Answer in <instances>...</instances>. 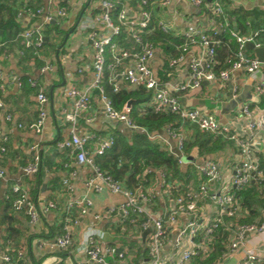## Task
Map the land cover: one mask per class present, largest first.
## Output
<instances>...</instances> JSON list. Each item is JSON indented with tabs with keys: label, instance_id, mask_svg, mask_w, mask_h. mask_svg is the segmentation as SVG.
Instances as JSON below:
<instances>
[{
	"label": "built area",
	"instance_id": "2783aa9c",
	"mask_svg": "<svg viewBox=\"0 0 264 264\" xmlns=\"http://www.w3.org/2000/svg\"><path fill=\"white\" fill-rule=\"evenodd\" d=\"M118 1L99 0L101 12L80 27L93 45V78L84 88L75 85L69 87L66 96L70 107L64 108L61 118L69 128L70 138L60 142L59 146L74 150L76 163L88 167L91 176L85 181L84 197L65 204L64 221L68 226H77L80 217L92 214L94 202L90 194L108 190L120 196L122 202L118 207H110L105 216L117 215L123 222H129L132 234L145 245L143 252L146 254L136 255V250L129 246L105 242L94 235L89 236L86 242L82 240L80 245L84 247L81 252H76L67 225L62 235L40 239L38 248L43 252L66 256L64 260H56L55 264H73L74 256H79L77 264H194L207 260L208 264H224L238 253L242 254L238 264H264V249L249 243L251 237L264 234V206L261 215L251 220V213L242 202V193L254 184L264 199V160L260 159L258 148L260 137L264 135V113L256 116L252 109V104L259 103L264 97V63L247 47L248 44H254L255 48L264 47V26L246 35L240 34L233 27L225 0H189L197 9L208 8L215 26L207 31L187 23L178 35H174L178 29L172 19L173 14L167 15L172 0H137V18L130 17ZM49 6L48 12L43 8H24V14L33 19L46 14L42 23L25 29L19 35L23 47L18 59L29 56L42 58L46 47V29L68 17L69 10L64 0H49ZM157 8L162 11L156 15L154 9ZM246 26L252 28L251 21H247ZM158 30L181 40L176 46L177 55L168 59L167 70L172 74L187 66L188 76L184 82L163 81L154 74L150 63L161 49L160 44L150 40V36ZM123 34L132 43V49L121 46ZM232 43L236 46L234 52L225 58L223 63L226 67L218 70L223 64L218 60V51ZM190 53L193 57L188 59ZM17 58L5 56L1 62L12 63ZM41 71L52 73L55 67L48 63ZM83 71L84 68L79 69L80 73ZM238 72L252 82V98L240 106V119L233 117L221 123L202 109H187L179 102V93L199 91L205 83H216L220 89H224L231 80L230 97L237 100L245 86L234 80ZM2 78L0 65V81ZM106 79L114 92L122 89L123 82L129 88L146 89L151 99L145 105L144 112L152 110L177 117L166 125L164 132L174 140L179 153L174 152L167 137L160 133L150 135L142 128L150 139L160 142L162 149L177 160L181 170L177 177L173 176L172 171L160 170L159 192L147 185L128 186L114 179L97 164L96 157L104 156L118 146V134L100 137L92 132L78 133L80 120L91 110L95 98L111 120L125 124L131 130L140 129L132 118V106L127 103L121 109L115 108L105 89ZM12 82L18 88L24 86L16 76ZM28 84L39 92L38 118L30 129L41 133L46 126L49 98L35 80L29 79ZM242 119L245 128L241 133ZM92 120L91 116L86 118L87 122ZM188 125L234 144L237 161L229 175L225 174L220 160L194 156L191 150L188 151ZM7 142L8 137L0 130V155L7 152ZM92 144H96L94 151ZM32 150L35 152L33 160L23 167V172L28 175L39 174L43 168L39 146H33ZM186 157H192L194 161L187 162ZM146 173L150 175L156 170L148 169ZM4 178L5 172L0 169V180ZM64 185H69V182L65 180ZM9 197L14 212L25 213L33 224L40 221L41 210L25 189L15 185ZM161 204L163 209L160 208ZM47 209L57 210L58 203L50 202ZM102 218L100 214L94 215L97 221ZM213 255L216 256L211 260ZM0 264H33L28 246L1 236Z\"/></svg>",
	"mask_w": 264,
	"mask_h": 264
},
{
	"label": "crops",
	"instance_id": "0c3cea01",
	"mask_svg": "<svg viewBox=\"0 0 264 264\" xmlns=\"http://www.w3.org/2000/svg\"><path fill=\"white\" fill-rule=\"evenodd\" d=\"M64 2L69 10V15L58 25H51L46 29V47L42 52V58L29 56L25 59H18L19 52L23 47V40L19 36L10 46L7 43L3 45L9 46L8 53L0 54V65L3 73L2 81H0V101L3 104V107L0 108V130L8 137L7 152L0 155V169L5 172V178L0 180V223L5 216L13 217L15 227L21 232L20 244L28 246L30 256L37 261H41V264H55L58 260L66 258L64 254L43 252L37 246V242L42 238L51 239L62 235L65 232L64 226L66 225L69 233L73 236V250L75 249L76 252L82 251L84 246L80 243L82 240L87 241L83 237L87 231H105L113 238L112 242L129 246L136 250V255L142 254L145 256L146 253L143 251L146 247L132 234L131 224L123 222L120 216L117 215L105 216L110 207H118L122 202L120 196L113 195L108 190L90 194L94 202L92 214L80 217L77 226H68L64 221L65 204L69 200L75 201L84 197L86 193L85 181L91 176V171L88 167L76 163V152L74 150L59 146L60 142L70 138L69 128L61 116L64 108L70 107L66 96L69 87L75 85L84 88L92 82L93 45L87 39V34L80 30V27L82 23L92 20L101 12L99 0H64ZM118 2L119 6L124 8L130 17L137 18V0H119ZM225 2L227 12L243 9L253 13L248 21L259 28L264 26V0H225ZM25 7L43 8L45 12L50 9L49 0H17L15 5L17 10L16 20L22 32L39 22L42 23L46 14L44 13L38 19H33L24 14ZM154 11L157 15L162 10L157 8ZM257 13L262 14V16L255 19ZM169 14H173L172 19L178 29L177 32H174V35H178L187 23L200 26L207 31L215 26L214 18L207 11V8L197 9L189 0H172L167 15ZM235 28L237 29V27ZM248 29L247 34L258 28L248 27ZM174 35L172 34L171 38H178ZM67 36L68 39L65 42ZM64 42L65 45L62 47ZM171 45L173 46V43ZM125 48L132 49V43ZM160 49L161 52L150 63L154 74L163 81L184 82L188 76L187 66L171 74L167 70V63L168 59L174 57V55L166 52L162 44H160ZM176 49L177 47H174V52L177 55ZM249 52L254 54L251 50ZM5 56L17 59L12 63L1 62L3 60L1 58ZM191 57H193L192 53L188 55V59ZM48 63L54 65V72L41 71L43 66ZM80 68H84L83 73L79 72ZM14 76L24 83L23 88H18L12 82ZM235 76V81L240 85H245L242 95L238 98L239 100H232L230 97L231 80L224 89H220L216 83H205L199 91L179 93V102L187 109L200 108L205 113L216 117L221 123H226L233 117L240 119V106L252 98V82L242 72H238ZM29 79L35 80L39 88L43 89L49 98L46 126L41 133H36L30 129V126L38 118L37 95L39 92L38 89L29 86ZM123 88L135 89L129 88L125 85V82L122 84ZM145 105L147 103L142 104L140 107L142 115L145 113ZM252 109L256 116L264 113L261 101L252 104ZM89 116L93 118L91 122L86 121ZM240 128V132L245 128L243 119ZM188 129L191 141L193 129L190 125H188ZM88 132L100 137L116 133L120 141H124L123 143L132 147V151L144 150V148L136 146L133 141L135 134L144 133V130L142 128L131 130L125 124L111 120L96 98L93 100L91 110L84 114L78 127L80 135ZM158 143L160 144V142ZM36 145L39 146L43 168L39 174L28 175L23 172V167L33 160L35 152L32 147ZM52 145L60 150L57 153L53 152ZM91 148L94 151L96 144H92ZM258 148L260 159L264 160L263 134L258 142ZM190 152L194 156L201 155L197 147L192 148ZM203 157L220 160L226 175H229L237 161L236 148L232 142L226 144L223 150ZM185 169H188V167ZM159 171L156 170V173L150 175L145 172L144 175L138 177L139 180L135 183L136 185H133L135 187L147 185L159 192ZM65 180L69 182V185H64ZM15 185L25 189L40 208L41 219L38 223H31L25 213L13 211L9 196L11 195V188ZM50 202L58 203V209L48 210L47 205ZM160 206L163 209V205ZM95 214H100L103 218L97 221L94 219ZM3 235L7 236L6 226L0 228V237ZM249 243L256 248L264 249V234L251 237ZM78 257L74 256L73 264L78 263ZM241 259L242 254L238 253L230 257L224 264H238Z\"/></svg>",
	"mask_w": 264,
	"mask_h": 264
},
{
	"label": "trees",
	"instance_id": "16d2710c",
	"mask_svg": "<svg viewBox=\"0 0 264 264\" xmlns=\"http://www.w3.org/2000/svg\"><path fill=\"white\" fill-rule=\"evenodd\" d=\"M17 0H0V54L8 53V47L14 43L22 32L19 23L16 20L17 10L15 9ZM206 9V7H204ZM209 12V9L207 8ZM117 13V12H116ZM233 27H237L240 34L248 33L246 22L253 16L243 9L228 11ZM258 19L262 16L260 13L255 15ZM264 20V13H263ZM252 23V22H251ZM51 27V26H49ZM253 28H259L252 24ZM121 46L127 47L130 42L126 34L120 38ZM150 40L156 44H162L163 49L168 53L174 52V47L181 43L178 38H171V36L164 35L161 31H155L154 35L150 36ZM227 39H225L226 41ZM7 43L9 46H3ZM173 43V46L171 45ZM235 44L223 46L218 51V60L223 63L225 58L231 55L235 50ZM226 67L223 63L218 67L222 70ZM108 76V73H106ZM105 89L107 95L112 99L115 108L121 109L124 104L132 101V118L136 125L147 130L150 135L162 133L167 124L174 122L177 117L173 115H166L155 113L152 110H147L143 115L141 114V105L150 101L151 95L144 88L126 89L123 88L119 92H114L108 80L105 81ZM261 107L264 109V97L261 99ZM193 129V138L188 143V151L197 147L201 155L209 156L223 150L226 144L230 143L224 141L221 137L200 132L196 126H191ZM133 141L136 146L144 148L143 151H132V147L124 141H120L118 146L108 151L104 156H99L96 159L100 168L109 173L114 179L125 182L128 186L135 187L133 184L137 183L138 177L145 174L146 170L152 168L155 170L172 171L173 176L177 177L181 174V170L177 160L170 155L166 150H163L161 145L150 139L145 133H136ZM133 161V163H132ZM136 185V184H135ZM257 185H252L250 189L242 193V202L245 208L251 213V220L261 215V209L264 206V199L260 197ZM7 227V238L12 239L16 244L20 243L21 232L15 227V220L13 217L5 216L0 223V228ZM216 255L211 257L214 259ZM33 264H41L32 258ZM207 261H196L194 264H208Z\"/></svg>",
	"mask_w": 264,
	"mask_h": 264
},
{
	"label": "rangeland",
	"instance_id": "374dc122",
	"mask_svg": "<svg viewBox=\"0 0 264 264\" xmlns=\"http://www.w3.org/2000/svg\"><path fill=\"white\" fill-rule=\"evenodd\" d=\"M161 134H163L165 137L168 138V140L170 141L171 145H172V148L174 150V152L176 153H179L178 149H177V146L174 142L173 139H171L166 132H162ZM60 149L57 148L55 145H52V151L53 152H58ZM91 235H94L96 236L97 238L101 239L102 241H105V242H112L113 241V238L110 236L109 233L105 232V231H95V232H92V231H87L83 237H85V239L87 240L89 238V236Z\"/></svg>",
	"mask_w": 264,
	"mask_h": 264
},
{
	"label": "water",
	"instance_id": "95a60500",
	"mask_svg": "<svg viewBox=\"0 0 264 264\" xmlns=\"http://www.w3.org/2000/svg\"><path fill=\"white\" fill-rule=\"evenodd\" d=\"M208 1L211 2V0H208ZM68 36L66 37L65 42L67 41ZM65 42L62 44V47L65 45ZM247 47H248V50H253L254 51V53H255L256 57L259 59V61H261L262 63H264V47H262V48H255L254 44H248ZM128 106H132V101H129L128 102ZM185 160L187 162L194 161L192 157H186Z\"/></svg>",
	"mask_w": 264,
	"mask_h": 264
}]
</instances>
